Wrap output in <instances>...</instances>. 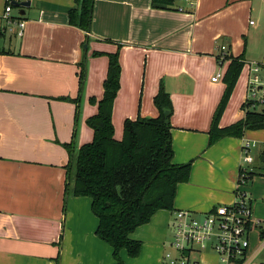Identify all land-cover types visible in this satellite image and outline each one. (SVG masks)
<instances>
[{"label": "crops", "instance_id": "crops-1", "mask_svg": "<svg viewBox=\"0 0 264 264\" xmlns=\"http://www.w3.org/2000/svg\"><path fill=\"white\" fill-rule=\"evenodd\" d=\"M22 1L30 6L23 15L20 8L15 14L25 21L21 36L16 29L8 31L0 17V264H114L110 246L95 235L98 220L90 199L65 197L68 155L63 144L73 141L78 148L91 142L86 120L97 106L87 99L102 98L106 54L116 52L120 77L111 113L114 138L121 140L126 119L157 117L153 98L163 89L172 104L173 163L191 162L187 182L177 186L173 211H157L130 235L141 243L139 256L120 252L124 264H162L173 213L201 215L231 204L244 138L258 134L245 131L239 139L208 146L212 116L225 88L222 79L211 81L222 74L217 47L225 44L228 54L239 56L242 31L235 13L242 3L94 0L87 34L68 24L74 0ZM95 52L102 55L94 57ZM83 57L88 67L80 112L72 100ZM248 108L255 107H241L232 122L224 110L219 127L243 119ZM257 161L264 163L262 153ZM252 168L246 196L252 216L261 222L249 234L246 256L250 264H264V168ZM218 176L227 188L218 184Z\"/></svg>", "mask_w": 264, "mask_h": 264}, {"label": "trees", "instance_id": "trees-1", "mask_svg": "<svg viewBox=\"0 0 264 264\" xmlns=\"http://www.w3.org/2000/svg\"><path fill=\"white\" fill-rule=\"evenodd\" d=\"M74 3L76 7L68 12V24L88 34L94 0H74ZM100 55L102 53H93L94 57ZM106 56L108 66L102 85L103 95L98 102L90 99V103L97 106V112L86 120L93 133L92 140L78 148L73 141L63 144L68 155L64 192L65 197L90 199L91 212L98 220L95 235L110 246L114 264H124L120 258L122 250L128 257L136 258L141 249V243L131 239L130 235L149 223L157 211H173L177 186L187 182L191 162L173 163L172 104L163 89H159L153 98L158 116L126 119L121 140L114 138L111 113L119 90L120 65L117 52ZM227 60L229 64L222 77L224 92L208 132L209 147L223 138L239 139L245 131L264 130V106L258 111L248 108L243 119L227 127H219L244 67L242 55ZM79 67L78 97L72 100L75 104L85 81L84 61ZM241 107L243 109L245 105Z\"/></svg>", "mask_w": 264, "mask_h": 264}, {"label": "built area", "instance_id": "built-area-1", "mask_svg": "<svg viewBox=\"0 0 264 264\" xmlns=\"http://www.w3.org/2000/svg\"><path fill=\"white\" fill-rule=\"evenodd\" d=\"M12 2H21V0H6L1 19L6 22L8 31L13 32L16 29L17 35L21 36L25 21L19 16L12 15ZM179 11L182 9L179 8ZM250 25L254 23L250 22ZM217 50V61L222 64L229 58L228 50L225 46H219ZM260 71L262 70L258 64L250 68L253 76L248 80L244 101L246 107L264 105V86L259 84L257 75ZM222 77L219 72L211 81L216 82ZM254 148L256 144L249 141H244L241 146L242 162L248 166L255 161L250 155ZM239 168L238 185L244 184L251 173L241 165ZM235 198L231 204L216 206L201 215L190 211L174 212L171 222L172 238L168 250L163 255L162 264H199L197 260L191 258V255L203 252L215 253L218 264H250L251 258L246 256L249 234L260 224L252 216L250 201L246 194L237 192Z\"/></svg>", "mask_w": 264, "mask_h": 264}, {"label": "rangeland", "instance_id": "rangeland-1", "mask_svg": "<svg viewBox=\"0 0 264 264\" xmlns=\"http://www.w3.org/2000/svg\"><path fill=\"white\" fill-rule=\"evenodd\" d=\"M229 0H226V3H228ZM242 3L241 6L242 9H240L238 12L235 13L237 15L236 22L241 28V34L238 37L239 40V45H240V53L239 56H243L244 58V67L240 73V76L236 82V85L233 89L232 96L228 102V105L225 109L224 115L228 119L226 120L227 122H232L234 121V114L239 112L242 103H244L247 95V86H248V80L249 77L253 76V73L250 72V68L254 67V64H258L259 68L262 70L260 71L258 75V81L259 84L264 86V67H262L263 63V57H264V0H237L236 4ZM6 5V0H2L0 2V17H2L4 8ZM19 11V8L14 7L13 8V13L12 15L15 16V14ZM250 22H253L254 25L250 26ZM84 46H86L84 44ZM220 46H225L228 48L227 45H220ZM87 47V46H86ZM85 47L83 49V53H85ZM238 56V57H239ZM228 57H232L230 54ZM236 58V57H233ZM84 61V71H85V81L84 85L82 87V91L79 94L78 98V106L80 108L81 112V103L83 101V94L85 91V84H86V74H87V61L85 57L82 58L80 63ZM79 63V64H80ZM219 64V62H217ZM226 63H229V61H224L223 66L221 67L222 75H224L228 65ZM78 64V69L80 71V67ZM223 81H221V84ZM224 84V83H223ZM78 92H79V85H78ZM224 92V89H223ZM223 92L221 93V97L223 95ZM78 97V95H77ZM76 97V98H77ZM75 98V99H76ZM92 97H89L87 99V103L90 105H93L90 103V99ZM264 105L257 104L255 106V110L258 111L260 110ZM77 108V106H76ZM78 112L77 116L78 119L80 118L81 113ZM77 120V119H76ZM75 120V125L78 124ZM79 121V120H78ZM122 125V124H121ZM87 129V128H86ZM121 132H123V128L121 129ZM79 133V132H78ZM254 133H258L252 137L244 138V141H249V142H254L256 144V148L252 149L250 155L255 159L256 157H259L262 153V157L264 156V130L262 131H256ZM81 135V134H80ZM122 135V134H121ZM76 138L78 139L79 136H77V132L75 133ZM77 144V141H76ZM262 151V152H260ZM241 152V149H240ZM242 159V152H241V160L240 164L242 168H246L248 171L253 172L252 167H263L264 168V163H260L259 161L253 163L251 166L244 164ZM237 176H238V168L236 169V173L232 182V190L231 193L234 192V194L241 193V194H246L247 189L249 188V182L251 178H248V180L244 184L238 185L237 183ZM259 176H255L254 178H258ZM218 184L220 186H225L226 188L228 187V184L225 183V180H222L221 177L218 176ZM253 218L256 221L261 222V220L255 216L253 212ZM256 230V229H254ZM254 234V232H253ZM165 253V252H164ZM164 255V254H163ZM192 259H200L202 263L204 264H218V258L215 253L212 252H203L201 254H192L191 255ZM163 260V258H162Z\"/></svg>", "mask_w": 264, "mask_h": 264}, {"label": "water", "instance_id": "water-1", "mask_svg": "<svg viewBox=\"0 0 264 264\" xmlns=\"http://www.w3.org/2000/svg\"><path fill=\"white\" fill-rule=\"evenodd\" d=\"M12 6L16 7V8H20V15H23L24 13V9L28 8L30 6V2L29 1H22V2H12ZM155 7L157 8H165L164 5H160V4H156ZM86 48V46H84ZM165 114L167 115L168 113L165 112Z\"/></svg>", "mask_w": 264, "mask_h": 264}]
</instances>
